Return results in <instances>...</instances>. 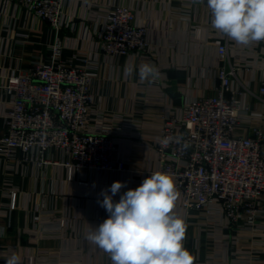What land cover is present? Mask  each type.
I'll list each match as a JSON object with an SVG mask.
<instances>
[{
  "label": "crops",
  "instance_id": "crops-1",
  "mask_svg": "<svg viewBox=\"0 0 264 264\" xmlns=\"http://www.w3.org/2000/svg\"><path fill=\"white\" fill-rule=\"evenodd\" d=\"M62 22L55 30L17 0H0V138L6 132L9 98L7 77L50 62L51 47L64 46L63 59L85 65L95 75L91 86L93 112L89 129L110 134L116 141V159L125 171L69 170L67 157L50 155L53 163L8 161L0 156V264L17 253L22 264H107L109 256L85 240L90 226L98 227L108 213L98 201L113 182L135 189L151 173L160 171L156 144L163 117L181 114L196 98L212 97L223 62L219 47L227 46L235 68L231 88L249 106L241 114L243 131L264 129V102L257 94L264 78V41L237 45L211 27V12L193 0H60ZM130 7L136 23L147 31L145 52L124 57L105 55L100 48L109 9ZM154 64L160 76L141 83L138 69ZM86 63V62H85ZM135 65L128 77L125 65ZM230 69L229 64L226 65ZM228 96H231L228 94ZM57 162V163H56ZM161 172V171H160ZM178 191V190H177ZM12 193H16L12 209ZM179 193V191H178ZM111 194V193H109ZM174 211L186 222L183 241L195 264H264V221L257 226H231L218 205L209 211L187 212L179 193Z\"/></svg>",
  "mask_w": 264,
  "mask_h": 264
},
{
  "label": "built area",
  "instance_id": "built-area-1",
  "mask_svg": "<svg viewBox=\"0 0 264 264\" xmlns=\"http://www.w3.org/2000/svg\"><path fill=\"white\" fill-rule=\"evenodd\" d=\"M17 2L55 30L63 24L60 0ZM146 36L135 12L117 4L107 13L100 48L111 57L140 54L147 49ZM63 51L58 41L51 47L49 63L37 60L29 69L7 77L3 88L9 103L0 156L8 161H35L42 167L53 163L51 153L60 152L67 157L69 170L125 171L126 164L116 159L115 139L89 129L92 67L78 55L74 58L85 65L64 60ZM219 57L224 64L215 95L186 103L179 116L163 117L156 144L158 163L161 172L173 177L188 213L208 212L218 205L231 226H257L264 221V129L255 127L249 136L244 133L241 114L250 108L231 88L235 68L227 46L219 47ZM257 97L264 102V78ZM165 137L174 140L164 145ZM15 201L12 193V209Z\"/></svg>",
  "mask_w": 264,
  "mask_h": 264
},
{
  "label": "clouds",
  "instance_id": "clouds-1",
  "mask_svg": "<svg viewBox=\"0 0 264 264\" xmlns=\"http://www.w3.org/2000/svg\"><path fill=\"white\" fill-rule=\"evenodd\" d=\"M193 2L204 4L205 0ZM206 6L211 12V27L237 45L247 47L264 41V0H206ZM136 71L135 65H125L126 76ZM138 75L141 83L151 84L160 73L154 64L144 62ZM173 140L165 137L162 144ZM175 142L179 143L180 138ZM125 186L115 181L101 191L103 199L98 203L108 218L98 227L90 226L85 240L106 253L111 264H195L194 255L183 244L185 219L174 211L179 193L173 177L153 172L140 186L128 189L119 201H114ZM3 259L6 264H22L15 252Z\"/></svg>",
  "mask_w": 264,
  "mask_h": 264
}]
</instances>
